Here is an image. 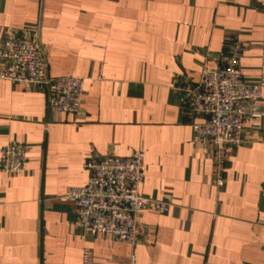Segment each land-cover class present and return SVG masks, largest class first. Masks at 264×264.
<instances>
[{
    "label": "crops",
    "instance_id": "1",
    "mask_svg": "<svg viewBox=\"0 0 264 264\" xmlns=\"http://www.w3.org/2000/svg\"><path fill=\"white\" fill-rule=\"evenodd\" d=\"M264 0H0V35L38 28L48 74L85 78L77 114L48 107V92L0 78V150L27 145L23 173L0 170V264H264V119L229 148L225 185L193 144L181 88L228 50L248 44L244 77L264 78ZM201 121V118H196ZM143 148L142 194L173 197L144 212L142 241L86 236L62 196L85 185L83 163Z\"/></svg>",
    "mask_w": 264,
    "mask_h": 264
},
{
    "label": "built area",
    "instance_id": "2",
    "mask_svg": "<svg viewBox=\"0 0 264 264\" xmlns=\"http://www.w3.org/2000/svg\"><path fill=\"white\" fill-rule=\"evenodd\" d=\"M225 41L228 50L214 58L216 65L204 67L195 85L181 88L183 106L192 119V142L209 147L211 180L219 189L226 182L229 148L243 142L247 123L259 127L264 119V78L251 82L242 71V59L249 46L231 36ZM0 78L45 88L50 110L71 114L81 110L85 78L48 74L46 53L36 27L10 28L0 35ZM26 162L24 142H10L1 148L2 172L23 173ZM83 167L88 171L87 183L71 186L62 199L73 204L77 226L86 236L103 233L137 244L143 239L144 212L154 207L164 214L173 205L170 195L154 199L141 193L147 170L143 148L127 156L90 157ZM130 261L133 264L134 258ZM82 263H95L94 252L88 247L82 251Z\"/></svg>",
    "mask_w": 264,
    "mask_h": 264
}]
</instances>
